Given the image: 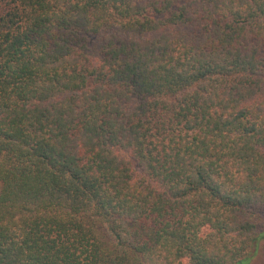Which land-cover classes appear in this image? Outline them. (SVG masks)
Wrapping results in <instances>:
<instances>
[{
	"label": "trees",
	"instance_id": "16d2710c",
	"mask_svg": "<svg viewBox=\"0 0 264 264\" xmlns=\"http://www.w3.org/2000/svg\"><path fill=\"white\" fill-rule=\"evenodd\" d=\"M0 183V264H249L264 0H0Z\"/></svg>",
	"mask_w": 264,
	"mask_h": 264
},
{
	"label": "rangeland",
	"instance_id": "374dc122",
	"mask_svg": "<svg viewBox=\"0 0 264 264\" xmlns=\"http://www.w3.org/2000/svg\"><path fill=\"white\" fill-rule=\"evenodd\" d=\"M0 189H1V183H0ZM245 263L246 260H242L237 264H245ZM249 264H264V239L259 242L257 253L251 259Z\"/></svg>",
	"mask_w": 264,
	"mask_h": 264
}]
</instances>
